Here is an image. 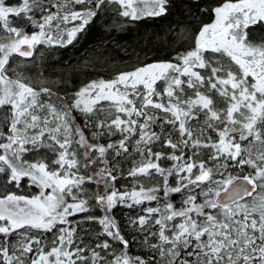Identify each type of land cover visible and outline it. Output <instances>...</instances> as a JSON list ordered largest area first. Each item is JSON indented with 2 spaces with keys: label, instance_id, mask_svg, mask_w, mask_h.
Here are the masks:
<instances>
[{
  "label": "snow or ice",
  "instance_id": "1",
  "mask_svg": "<svg viewBox=\"0 0 264 264\" xmlns=\"http://www.w3.org/2000/svg\"><path fill=\"white\" fill-rule=\"evenodd\" d=\"M106 3L139 21L166 15L170 0H0V264H264V37H255L264 0L201 7L211 21L190 23L172 59L90 81L68 99L18 70L41 45L72 44ZM98 114L91 140H119L90 142L84 128ZM130 149L140 159L125 176ZM126 178L135 184L121 191ZM86 183L99 189L87 199ZM32 187L38 194L13 190ZM89 200L103 216L71 219L90 213ZM152 202L128 220L141 237L126 239L113 209ZM89 222L102 226L95 239ZM133 243L145 254H131Z\"/></svg>",
  "mask_w": 264,
  "mask_h": 264
},
{
  "label": "trees",
  "instance_id": "2",
  "mask_svg": "<svg viewBox=\"0 0 264 264\" xmlns=\"http://www.w3.org/2000/svg\"><path fill=\"white\" fill-rule=\"evenodd\" d=\"M12 6L18 5L22 0H5ZM215 0H199V3H193V0H170L169 9L166 15L160 17H150L139 21L121 17L119 5L106 3L98 12L96 18L86 26L85 30L78 33L72 44L66 47L48 48L41 45L37 49V54L31 59L23 62V66L18 70L29 77L34 85L42 82L43 86L49 87L58 95H65L66 99L72 97L76 91L87 85L93 80H111L120 72H129L134 69L159 61H167L172 59L177 49L176 38H183L189 35V24H192L194 30L198 25L195 23L199 17L204 23L211 21V15H203L200 8L214 3ZM77 8L82 6L77 5ZM10 19H13L10 17ZM75 23H79L76 21ZM67 27H72L71 24ZM256 38L264 37V30L257 26L255 32ZM184 45H182L183 47ZM42 53V54H41ZM22 60L17 57L13 61ZM76 117L75 123L78 127H84L85 117L78 111L72 113ZM103 114L92 116L91 123L84 128V133L90 138V142L104 144L117 141L120 139L119 134L115 136H97L96 140H91L92 132L102 130L94 127L98 119H103ZM73 149H77V145L73 144ZM155 150H159L158 146ZM40 153L48 156L53 154L48 149H39ZM82 150H77L80 155ZM165 151H171L165 149ZM127 159L121 160V167L126 176L128 168L133 161H138L140 157L136 155L133 149ZM31 155V154H30ZM94 156L98 155L93 153ZM113 153L109 151L108 159L111 161ZM81 162H83L81 158ZM211 164V162H209ZM165 166H170L171 161H162ZM97 169L103 167L99 161L95 165ZM81 173L88 175L81 168ZM140 182L145 187H151L153 181L146 177H140ZM26 181H22V184ZM135 182L131 178L120 179L116 182V187L121 191L125 189L131 190ZM123 185V187H121ZM11 187V186H9ZM86 191L81 194L82 198H89L92 194L99 190L94 183H86L84 185ZM17 194L32 195L37 194L39 189L32 187L25 192L23 189H13ZM90 213H82L71 219H80L82 216L95 215L102 217L103 212L96 206L94 200H89ZM146 206H155V202L151 205H140L134 208L117 206L113 209V215L121 227L122 234L126 239L132 237H141V233L137 232L133 226L128 223L129 217L135 218L138 215H144L141 211ZM84 227L91 233L93 239L96 233L102 230V226L95 222H89ZM79 232V230H78ZM84 235V233H79ZM87 239V236H85ZM103 239V238H102ZM133 255H144L146 248L140 243H133L129 249ZM103 254V253H102Z\"/></svg>",
  "mask_w": 264,
  "mask_h": 264
},
{
  "label": "rangeland",
  "instance_id": "3",
  "mask_svg": "<svg viewBox=\"0 0 264 264\" xmlns=\"http://www.w3.org/2000/svg\"><path fill=\"white\" fill-rule=\"evenodd\" d=\"M22 2V1H21ZM8 2L6 1L5 5L6 6H12V4H14V2H11L10 5L7 4ZM39 192V191H38ZM38 194V193H37Z\"/></svg>",
  "mask_w": 264,
  "mask_h": 264
}]
</instances>
